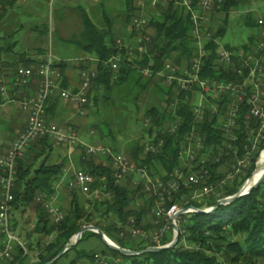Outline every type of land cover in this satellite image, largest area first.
Listing matches in <instances>:
<instances>
[{
  "label": "trees",
  "instance_id": "16d2710c",
  "mask_svg": "<svg viewBox=\"0 0 264 264\" xmlns=\"http://www.w3.org/2000/svg\"><path fill=\"white\" fill-rule=\"evenodd\" d=\"M125 5V13L127 21H131L133 13L135 12V0H123ZM199 0H195L197 3ZM13 1L10 0V3ZM248 3L247 0H225L222 9L226 13L224 26L220 27L215 33V39L222 38L227 30L229 22V13L235 7ZM2 13V12H1ZM0 13V15H1ZM79 14L81 17V31L72 36L68 41L74 42L81 47L84 51L95 54L99 60L98 75L92 80V84L96 86L102 85L106 90L112 87L119 80H127L133 77L135 72H139L136 78V83L143 90L151 85L158 86L166 95V106L163 108L152 107L148 109L145 118H151V123L147 128H144L143 134L149 140L158 142L164 141L163 146L157 152H150L144 154V146L142 142L137 141L132 147L133 158L140 164L146 165L149 169L151 176H159L160 179H168L174 172L175 168L181 165L180 159L183 155L186 135L194 126L195 118L191 111V105L186 102L187 93L182 91L177 97L176 107L170 110L171 104L174 101V92L170 87L166 90L156 81H152L154 77L144 79L141 75L140 68L150 67L154 71L163 70L165 67L166 58H172L176 63L182 64L184 60H189L193 53V48L190 43V30L191 20L185 16L180 6L173 0L166 9H162V14L158 18L150 21V25L156 28V34L153 38L152 44L148 54L138 62L136 66L128 60L122 62L121 68L118 70V79L115 78V72L112 69L109 61L119 51L125 53V48H120L117 41L114 39V33L111 24L100 27L88 14V12L81 6L69 9V14ZM246 25H257V22L251 20L248 16L245 18ZM13 36V35H12ZM11 37L8 36L6 39ZM1 43V37H0ZM6 44V45H5ZM0 45V52L5 49H12L15 43L6 42ZM227 48L232 49L228 44ZM211 49V55L206 59L205 67H203V78H219V79H236V72L230 67L219 66L216 63L218 44L211 41L208 44ZM0 59L1 56H0ZM23 65H33L34 60H24ZM131 64V66H130ZM59 68L60 73L64 72L66 67L65 62L55 64ZM62 76V75H61ZM63 80L64 77L63 73ZM117 79V80H116ZM62 87H67L64 82L61 83ZM51 98L48 102L47 116L49 114ZM239 118V128L237 130L236 139L232 142L234 148L238 149V156L243 157L246 152L253 149V143L256 136H247L246 125L247 119V106H243ZM222 112V107H221ZM49 117V116H48ZM47 117V118H48ZM180 118V121L177 119ZM172 121L170 129H166L165 122ZM251 123L256 126L255 121ZM177 128L173 131L174 125ZM220 116L208 112L206 118L202 123L197 124L198 128L204 139L203 152L209 149L216 150L224 147L223 155H220L219 161L209 160L204 164L205 168L209 170V183L220 182L225 177V173L220 171L221 165L230 161L233 155V150L227 148L228 138L223 135L219 128ZM258 149L252 150L253 164L248 169V172L243 177L235 178L232 183H227L223 188L222 196L219 198H208L206 202H198L193 200L189 205L197 208H209L215 206L218 200L222 197L237 194L245 181L251 176L256 168V161L263 149L264 137L260 139ZM34 142H41L44 144V150H41L36 159L44 156L50 149L51 138L45 136L37 139ZM32 148V146H31ZM219 152H216V154ZM200 159V158H198ZM86 170L95 174L98 180L103 176L107 177V183L110 190L114 193L112 201L101 202V215L108 216L115 214L117 217L116 222H112L105 226L94 223V215L88 213L83 207L80 206L78 199L74 197L71 210L65 213V218L60 224H50V217L45 208L44 202L49 201L55 192L54 181L55 176L61 171L63 163L55 165H46L43 161L39 167L33 172L32 165L27 164L21 158L17 166V179L14 188V200L12 203L14 208L20 205H27L38 199V227L41 233L52 234L55 237L52 242L46 245L44 253H40L38 264H45L54 258L64 247L70 242L71 238L84 226L94 224L100 227L109 237L116 240L122 246L134 250H143L148 245L142 242H131L129 237L120 238L117 234L120 233L119 222L124 225L131 217L136 219L139 226L142 219L151 213L152 207L155 205L154 198H146V195L140 190H134L130 186H121L116 184L114 179V169L111 165L104 164L103 162L97 163L93 156H86L82 160ZM161 165L164 169V174H161L158 166ZM160 166V167H161ZM191 195L190 188L183 187L178 193L173 195L172 202H179L182 200V195ZM140 196L144 199V203L140 207H132V203ZM41 198V200H39ZM170 204V203H169ZM100 210V209H99ZM119 221V222H118ZM179 226L181 229L180 240L173 248L164 249L159 252H148L141 255H125L119 251L111 249L106 246L105 251L120 256L127 264H264V179L251 192L247 195L237 199L236 201L223 204L215 211L210 213L191 212L182 214L180 216ZM150 227V226H149ZM90 233V232H88ZM84 233V235L88 234ZM96 234V233H94ZM100 236L99 234H96ZM101 237V236H100ZM167 240H171L168 239ZM83 241V239L81 240ZM80 241V243H81ZM190 242V244L187 243ZM187 243V244H186ZM19 248V247H18ZM71 251H77V256L70 264H79L80 260H89L90 262L96 260L95 253L78 250L76 246L68 250L61 258L69 255ZM105 251L103 254H105ZM27 258L23 249L19 248L13 253L8 264H23ZM60 258V259H61ZM59 259V260H60ZM58 262V261H57ZM55 262L54 264H57Z\"/></svg>",
  "mask_w": 264,
  "mask_h": 264
},
{
  "label": "built area",
  "instance_id": "2783aa9c",
  "mask_svg": "<svg viewBox=\"0 0 264 264\" xmlns=\"http://www.w3.org/2000/svg\"><path fill=\"white\" fill-rule=\"evenodd\" d=\"M177 3L182 13L191 20L190 43L193 53L184 65H176L165 62L163 70L154 71L152 68L144 69L146 77H163L165 81L173 86L179 95L182 91L187 93L186 102L190 103L191 111L195 118V124L186 135L185 153L195 166L184 169L177 168L168 179H157L151 176L146 165H140L137 161L127 156L125 153L115 150L110 146L102 144H87L86 154L90 156H105L111 160L114 169V179L116 184L125 185L129 182L135 188H143L155 200L151 214L156 220L155 224H161L153 233L152 238L157 246L164 244L165 234L174 230L173 222L178 224L180 216L176 215L181 209L187 208L183 214L191 213L193 205L188 201L172 202L173 195L178 194L183 187L194 191L192 199L200 200L201 197L210 196L218 186L224 185L226 180H221L218 184L209 183V170L204 167L208 162L199 153L204 148V139L199 123H202L208 112L219 114V128L224 136L228 138L227 148L232 149L234 159L232 167L236 171L245 170L251 164L252 150L246 152L243 157L238 156V149L234 148L232 142L236 139L239 128V118L242 107L247 106L246 133L247 136H264V15L257 19L258 33L254 36L255 42L249 43L247 47L235 50L227 48L219 38L215 39V33L219 28L213 24L214 19L219 15L226 14L222 9L225 0H173ZM172 0H150L152 8L162 7L166 9ZM139 6L133 13L131 23L142 31L150 25L143 8ZM158 11V10H157ZM162 11V9H161ZM1 13V7H0ZM160 13V11H159ZM137 45H126L121 38L117 40L120 48H125V53L118 52L110 59L109 63L115 72V78L122 62L132 59L136 54L144 55L148 52L146 46L151 41V35L141 32L137 37ZM215 41L218 44L216 63L219 66L232 68L236 72V79H219L204 77L203 67L206 59L211 55L208 44ZM60 70L55 66L53 57L50 55L44 62L37 65H19L13 72L12 77L0 78V105L9 99L10 88L20 89L29 86L35 79L38 80L36 92L23 101V108L28 113L26 127L20 132L5 154H0V231L3 235L4 248L0 250V261L12 257L16 246V234L5 229L4 210L9 202L10 188H15L17 179L18 161L24 154L27 147L35 140L45 136H51L57 144L78 146L83 141L79 130L67 128L55 123L48 122L47 107L51 95L60 88ZM97 76L96 70H84L82 72L83 83L79 91L61 89V96L80 105V113H86L88 104V91L91 88L92 80ZM222 107V112H221ZM255 121L254 126L251 121ZM151 118H146L145 125H150ZM177 128L175 124L173 131ZM254 140V141H255ZM144 154L157 152L164 141L158 142L143 140ZM220 158H217L219 161ZM133 174H135L133 176ZM129 177L132 179L129 181ZM226 179V178H225ZM73 188L83 193H93L94 198L99 202L112 201L114 193L109 189L107 177L98 180L95 174L88 171H80L71 182ZM41 200V198H39ZM170 203V204H169ZM52 223H59L61 217H65V212L50 201L44 202ZM129 233L136 236L149 237L147 230L143 226H138L134 217L130 218ZM127 231V232H128ZM126 234V232H122Z\"/></svg>",
  "mask_w": 264,
  "mask_h": 264
},
{
  "label": "crops",
  "instance_id": "0c3cea01",
  "mask_svg": "<svg viewBox=\"0 0 264 264\" xmlns=\"http://www.w3.org/2000/svg\"><path fill=\"white\" fill-rule=\"evenodd\" d=\"M12 1L13 2L10 3V0H0V7L2 12L0 15V37H1L0 45L5 44L6 43L5 38H7L10 35L11 37H9L7 40H10V42L16 44L14 49H12L13 47L11 45L10 49L7 50L4 47L3 51L0 52V56L2 58L0 59V78L5 77L10 79L16 67L23 64L25 62L24 60H28V59L34 60L35 62L34 65H37L38 63L44 62L50 55L53 57L55 64H59L60 62L66 63V67L64 68V72H63L66 80L65 81L63 80L62 77L63 73H62L60 79L61 89L79 91L83 83L82 72L84 70H96L98 75L99 60L95 54L84 51L81 47H79L76 44L75 47L72 48L74 53L76 54L75 57L69 56L70 53L68 54V50H71L70 48L64 51H60L59 49L56 50L53 49V45H55V42L53 40L54 38L53 35L54 32L57 30V26L62 25L61 28L63 30L61 31L63 32L64 37H66V39L68 40L72 36H75L81 31L82 23L79 14L71 13L67 21L61 22L58 25L53 23V26H51V30H50L52 35L51 42H48L45 39L46 34L47 35L49 34V28L45 23L32 25V27L30 28L31 32L27 33V37H23L20 39L17 38L16 32L18 33V30L20 28H24V24L20 23V21H18L16 17H18L19 15L18 11L23 6V3L26 0H12ZM71 1L75 3V6L83 7L88 12L89 16L100 27L103 28L104 26L111 24L114 33V39L117 41V39L121 38L124 41L123 43H125L126 45L131 44L136 46L138 43L137 37L141 35V32L151 34L153 38L156 34V28L152 25L147 26L142 31H140L138 28L132 25L131 21H127V16L125 13V5L123 0H71ZM121 1L123 3L122 8H120ZM140 3L142 4L141 7L143 8L144 12L151 17L150 21L154 18H158L159 16H161L162 11L159 13L157 10H155V8H152L149 0H135L134 2L135 9L139 6ZM225 18H226V14L219 15V17L214 19L213 24L216 26L218 25L221 26L220 24L224 23ZM20 45L23 46V49L17 50L18 46ZM150 47L151 46H148V51ZM143 58H144L143 55L136 54L132 59L128 61L132 63V66H134L136 64L135 62H138ZM165 62H171L177 65H184L187 63V60H184L182 64H178L172 58H166ZM140 69L142 70L143 68ZM141 70L139 71L143 76ZM116 78L117 79L119 78L118 75ZM154 80L157 83H159L161 86L166 88V90L169 89L170 87L173 89L174 101L171 104L170 110L171 111L174 110L176 107V102L178 100L177 92L174 90L173 86H170L165 81L163 77L161 78L156 77L154 78ZM124 81L126 80L123 79L119 80L115 85H120ZM62 82L67 84V87H62L61 85ZM37 85H38V80L35 79V81H33L29 86L25 88H20V89L10 88L9 99L7 100V102H4L2 105H0V154L1 155L5 154L8 147L11 146L12 142L15 140L17 135L20 132H22V130L26 127L28 122V113L23 108L22 103L25 99L31 97L34 94V92H36ZM102 88H104L102 85L96 86L95 84L94 85L91 84V88L89 89L87 94L91 102L87 104L86 113L84 115L80 113V105L78 104V102L77 103L73 102L61 96L60 88L56 89L55 92L51 95L52 103L50 104L48 122L55 123L67 128H74L77 131L79 130L80 136L83 141L82 145L69 146L64 144L63 145L57 144L53 139V137L50 136L51 138V142H49L50 149L47 151V153L44 156H42L39 159H36L37 154L41 150H44L45 148L43 146L44 144H42L41 142H34V143L32 142L27 147V149L25 150L24 154L21 157V159L25 161L27 164L32 165L33 172L37 167H39V165L43 161H46V165H51V164L55 165V164L63 163L61 171L55 176V181L53 184L55 192L53 193L49 201L55 204L56 206L65 209L67 214L71 210L74 197H76L78 199L80 206L83 207L85 210H87L88 213H92L94 215V218L95 215L97 214L96 212H98L100 216H104L101 215L102 214L101 202L97 201L93 195L85 194L71 186V182L73 181L75 175L78 172L87 171L85 165L82 162V160L85 158V155L90 156L86 154L87 144H91V143L102 144V145L106 144L104 146L115 145L114 147L116 148L114 149L117 151H119L120 148L125 147L126 148L125 150H127L129 154H127V152H123V153H125L127 156L135 160L131 152L132 147L135 144V142L140 141L143 143V140L146 138L144 134H142V136L139 135V132H137L135 128L130 129V131L128 132H124L123 127H121L120 129H116V131L100 130L99 126L97 125L96 117H94V115L98 110L97 107L100 101ZM160 88L154 85L151 86L149 90L148 88L145 90L141 88L143 97H145L144 96L145 92H148L149 93L148 95H151L152 94L151 92L155 90H158L161 94L164 95L162 98L160 96V98L162 99L161 107H157V108H163L167 104L166 95ZM145 114H144V119L146 117ZM177 120L180 121V118H178ZM172 124H173L172 121L167 120L163 126H165L166 129H170ZM138 130H140V128H138ZM112 140H114V142H112ZM207 152H203L202 149L199 153L200 156L198 158L201 157L206 158V156L208 155ZM93 158L97 163L103 162L104 164L111 165L113 168L111 160L108 159L107 157L94 156ZM104 158L107 161H105ZM206 159L209 161L208 158ZM233 159L234 157H232L230 161H227L230 164V166H232L231 161H233ZM180 162L181 165L179 166V168L181 169H184V167H186L187 165L192 168L195 166V163L191 162L188 156L186 155L185 148L183 155L180 159ZM160 166L161 165L158 166V169L161 174H164V169L162 168V166L161 167ZM221 167H220V171L226 174V171H224ZM134 175L135 174H133V176ZM128 179L130 181L132 177H129ZM123 186H130L132 189L138 190L133 188L129 182L125 183V185ZM140 190L146 195V198L149 199L151 197L150 194H148L143 188H141ZM190 191L192 195L194 191L193 190ZM191 195L183 194L182 200L184 202L188 201L190 203L195 199V198L192 199ZM88 198L92 199V205L94 206V208H91L90 210H88V208L90 207V204H87ZM143 203H144V199L138 196L135 199V201L132 203V207L138 208L142 206ZM39 214L40 212L38 208V199L27 205L22 204L18 208L13 207L11 212L12 221L13 223H16L15 227L19 229V232L20 230H22L21 233L25 237L23 240L26 241V243L29 242V244L32 245V247H38V246L40 247V244L41 246L45 244L46 238L42 239L43 233L40 232L39 227L37 225ZM28 217H33L34 222L31 224L27 223L25 219L26 218L28 219ZM104 217H108V218H101L100 219L101 221L98 220L94 223H98L101 226H105L107 224L117 221V217L115 214H110ZM155 221L156 220L153 218L152 214L150 213L142 219L139 225L143 226L147 230V234L149 235V231L150 232L154 231L157 227L161 225V224L158 225L155 224ZM23 223L25 224V226L30 224L31 225L30 227L33 229V232L32 233L29 232L30 234L25 232L26 230L23 229L24 227ZM128 223L129 221L124 225L122 222H119L121 230L120 233L117 235L120 238L129 237L131 239V242H138L139 240L143 241L142 242L143 244L149 246V244H147L143 240V238L148 239L149 237L132 236L128 231L130 226ZM50 224L53 223L50 221ZM123 231L126 232V234L123 235L122 234ZM88 232H86L88 234L84 235L83 241H81L82 244L80 243L79 246L77 247L78 250L85 249L89 252L96 251L97 253L99 252L103 253L106 249V246L102 238L96 235L97 233L94 231H88ZM170 234H171L170 231L167 232L164 238H168V235ZM46 235L49 238L55 237V233H52L50 235L46 234ZM106 236L111 241L114 240L116 242L115 239L109 237L107 234ZM3 238H4L3 235L0 233V250L4 248ZM18 249L19 248H16L14 252H16ZM39 252L40 251H38V249L35 248V251L31 252L30 254H27V258L24 260L23 264H38L39 255H40ZM72 252L75 253V251ZM75 256L76 255L74 256L70 255L68 257H65L61 259L58 262V264H70L71 261L75 258ZM5 260L7 259H2L1 261L4 262ZM87 261L88 260L86 259L80 260L79 264H83L84 262Z\"/></svg>",
  "mask_w": 264,
  "mask_h": 264
},
{
  "label": "rangeland",
  "instance_id": "374dc122",
  "mask_svg": "<svg viewBox=\"0 0 264 264\" xmlns=\"http://www.w3.org/2000/svg\"><path fill=\"white\" fill-rule=\"evenodd\" d=\"M70 1L71 0H26L23 3V6L18 11V13H19L18 17H16L18 19V21H20V23L24 24V28H20L18 30V33L16 32L17 38L21 39L23 37H27V33L31 32L30 28L32 27V25L45 23L47 25V27L49 28V34L48 35L46 34L45 39H46V41L51 42L52 41V35H51L50 30H51V26H53V23L58 25L61 22L67 21L70 17L69 9H72L73 6L77 7V6H75L74 2H72V1L70 2ZM247 2L248 3L243 4V5H239L238 7H235L234 9H232V11L229 13V22L227 25L226 33L222 38H219L220 41L224 45L228 44L235 50L241 49L242 47H247L249 43H254L255 42L254 36L258 33V29H259L258 26L256 24H253L252 26L246 25L245 24L246 23L245 18L249 16L252 21L257 22L258 17L264 15V0H247ZM122 7H123V3L121 1L120 8H122ZM161 9H164V8L158 6V7H156L155 10H158V12L159 11L161 12ZM146 16L150 20L151 17L147 14H146ZM220 25L221 26H219V28L224 26V23L220 24ZM61 27H62V25L57 26V30L54 32L53 40L55 42V45H53V49H55V50L59 49L60 51H64V50H67L70 48L71 50H68V54L70 53L69 56L75 57L76 54L74 53V51L72 49L73 47H75V43L68 41V39H66V37H64L63 32L61 31L63 29ZM149 35H151V34H149ZM152 41H153V36L151 35V41H149V43H147L146 46L147 47L150 46L152 44ZM6 42L7 43L10 42V40H7ZM21 49H23V46L22 45L18 46L17 50H21ZM146 54H148V52ZM142 68L143 69L141 71H142V74L144 76V79L151 78V77H146L144 74V69H147L149 67H147V68L142 67ZM138 73H139L138 71L135 72L133 77L128 78L126 81H124L120 85L113 86L112 89H110V90H106L105 88H102L101 95H100V101H99V104L97 107L98 110L94 115V117H96L97 125L99 126L100 130H103V131L115 130L116 131V129H120L121 127H123V131L128 132V131H130V129L135 128L136 131L139 132V135L142 136L143 131H144L143 129L147 128V126H149V125H147V126L145 125L146 118L144 119V114L151 107H161V102H162L161 98L164 95L161 94L158 90H155V91L151 92L152 93L151 95H148L149 93L145 92L144 93L145 97H143L141 88L136 83V78H137ZM152 81H155V80L153 79ZM151 86H153V85H151ZM150 87H147L148 90ZM160 96H161V98H160ZM90 102H91V100H90V98H88V103H90ZM143 126H144V128H143ZM138 128H140V130H138ZM263 137L264 136H259L258 139L254 141L253 147L255 148V150L258 149V144H260V142H261L260 139ZM112 142H114V140H112ZM104 145H106V144H104ZM112 145H114V144H112ZM108 146L116 148V147H114L115 145L114 146L108 145ZM125 149L126 148L123 147V148H120L119 151L127 152V150H125ZM224 149H225L224 147H221V148L219 147L217 149L218 151L209 149L207 152L208 155L206 156V158H208L211 161L212 160L217 161V158H220L219 156L223 154ZM216 152H219V154L218 153L216 154ZM262 152H263V149L261 150V153H260V155L256 161L255 170L258 169L259 166L264 165V164H260V158H261ZM127 154H129V152H127ZM104 160L107 161L105 158H104ZM252 161H253V157H251V164H253ZM231 163L233 164L232 161H231ZM251 164L245 170H242L240 172L236 171V168L233 169V167L230 166V164L228 162L225 163L224 165H221L222 166L221 168L224 171H226L225 177L222 180H226V182L224 183V185L216 187L213 194H210V196L208 195V196L201 197V199L197 200V201L198 202H206L208 200V198H210V197L211 198H213V197L219 198L220 196H222V191L224 190L223 187L227 183H232L235 178L239 177V175L242 177L244 175H246V173L248 172V169L251 167ZM155 178H160V177L155 176ZM218 183L219 182H217V184ZM213 184H215V183H213ZM190 190H192V189H190ZM87 200H88L87 204H90V207L88 208V210H90L91 208H94V206L92 205V199L88 198ZM61 209L63 210V212L66 213L65 209H63V208H61ZM96 213L97 214L95 215L94 222L100 220L101 218H108V217L100 216V214L98 212H96ZM25 220L27 223H30V224L34 222L33 217H28V219L26 218ZM11 221H12V217H11ZM179 223H178V225H179ZM15 224L16 223H13V221H12L13 231L26 244V247H27L26 251L23 248L19 247V248L24 250L26 256H27V254H30L31 252L35 251V248H37L38 251H40L39 253H41V252L44 253V250L46 249V245L49 242H52V240H53V238H49V237H47L46 234H43L42 239L46 238L45 244H43L42 246L40 244V247L39 246L38 247H32V245H30L29 242L26 243V241L23 240L25 237L21 233L22 230H20V232H19V229L17 227H15ZM30 224L25 226V224L23 223V226H24L23 229L26 230L25 232H27V233L33 232V229L30 227L31 226ZM170 232H171V234L168 235V237L171 240H167L168 238H163V241L165 244L170 243L175 236L174 230H171ZM152 233H153V231H151V232L149 231V238L148 239L143 238L144 242H146L149 245L151 244L149 247L157 246L155 244L154 238H152ZM145 239H147V240H145ZM112 241L114 243H117L114 240H112ZM140 242H143V241H140ZM187 243L190 244V242H188V241H187ZM79 244L80 243H78L75 246L78 247ZM160 245L165 246L164 244L163 245L160 244ZM82 250L87 251L85 249H82ZM87 252H89V251H87ZM93 253H95V259L96 260H94L92 262H90L88 260L87 262H84L83 264H127L123 258H121L120 256H115L114 254H111L108 251H105V254H103L102 252L97 253L96 251H93ZM70 255L71 256L72 255L77 256V251H75V253L71 251L69 253V255H67L66 257H68ZM63 258H65V257H63ZM63 258H61V259H63ZM9 260L10 259H7L4 262L0 261V263L6 264L9 262ZM60 260L58 259L57 261L59 262ZM58 262H57V264H58Z\"/></svg>",
  "mask_w": 264,
  "mask_h": 264
},
{
  "label": "water",
  "instance_id": "95a60500",
  "mask_svg": "<svg viewBox=\"0 0 264 264\" xmlns=\"http://www.w3.org/2000/svg\"><path fill=\"white\" fill-rule=\"evenodd\" d=\"M263 150H264V145H263ZM259 168L256 169L251 176L245 181V183L243 184V186L240 188V190L237 192V194H233V195H229V196H225L222 197L218 200L217 205L215 206H210L209 208H194L195 212H199V213H210L212 211H215L217 208H219L221 205L223 204H229L232 203L234 201H236L237 199L247 195L249 192H251V190L258 186L264 179V165L261 168V173L260 176L256 179H254L255 175L259 172ZM250 181L253 183L250 184ZM187 208H183L180 210V212L176 215L180 216L181 214H183L184 212H186ZM174 226V232H175V236L173 238V240L168 243L165 246H151V247H147L143 250H134V249H129L125 247H122L116 243H114L113 241H111L106 234L104 233V231L96 226V225H86L83 228H81L74 237H72L71 241L64 247V249L62 251H60L54 258H52L51 260H49L48 262H46L45 264H54L58 259H60L68 250H70L71 248H73L75 245H77L78 243H80V240L83 238V234L88 232V231H94L97 234H99L102 238V240L104 241V243L109 246L111 249L119 251L122 254L125 255H141L144 253H148V252H159L162 251L164 249H168V248H173L175 247L180 238V234H181V229L180 226L176 223L173 222L172 224Z\"/></svg>",
  "mask_w": 264,
  "mask_h": 264
},
{
  "label": "bare ground",
  "instance_id": "6f19581e",
  "mask_svg": "<svg viewBox=\"0 0 264 264\" xmlns=\"http://www.w3.org/2000/svg\"><path fill=\"white\" fill-rule=\"evenodd\" d=\"M260 164H264V150H263L261 158H260ZM261 168H262V166H259L260 170L255 175L254 179H256L260 176ZM252 183H253V181L252 182L250 181V184H252ZM13 191H14V188H10L9 202H8V204H6V207L4 210V223H5V229L11 230V233L15 234V232L12 231L13 228H12V221H11V212H12V208H13V205L11 202H13V200H14V192ZM85 194L93 195V193H85ZM193 212H195V211L193 210ZM64 218L65 217H61V219H59V223H55V224H60ZM16 246L23 248L25 251L27 250L26 244L17 235H16ZM14 251L15 250H13V253H14ZM12 257H13V254H12ZM12 257H10V258H12Z\"/></svg>",
  "mask_w": 264,
  "mask_h": 264
}]
</instances>
